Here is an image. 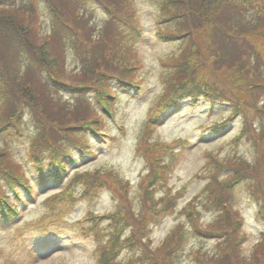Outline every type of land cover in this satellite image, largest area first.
<instances>
[{
    "label": "trees",
    "instance_id": "trees-1",
    "mask_svg": "<svg viewBox=\"0 0 264 264\" xmlns=\"http://www.w3.org/2000/svg\"><path fill=\"white\" fill-rule=\"evenodd\" d=\"M0 1V222L9 225L19 217L23 198L34 193L26 169L8 147L21 135L23 115H29L37 127L27 149L38 190L51 181L59 184L71 164L93 154L85 135L104 130L106 115L113 112L115 88L110 84L137 94L141 59L134 43L143 27L134 0H93L106 13L100 23L84 5L87 0H41L52 21L49 32L39 28V0ZM158 3L156 38L184 45L160 60L168 69L162 77L165 88L147 114L136 143L148 165L138 184L137 208L128 195L129 182L113 169L100 167L76 170L71 182L43 202L49 211L61 213L74 200L76 185L83 188L80 196L106 188L117 199L116 209L89 212L84 217L88 222L80 221L97 231L101 241L97 264H119L122 250L135 248L140 249L139 256L126 264H175L173 256L185 240L183 226L176 224L155 246L147 232L148 223L170 214L182 196L180 190L166 189L156 197L170 169V161L163 159L168 156L173 162L177 153L169 151L167 144L150 141L149 134L170 108L183 102L195 105L206 98L215 105L224 101L230 107L227 114L201 129L207 137L223 133L239 117L240 128L231 142L247 143L252 158L209 153L206 166L210 167L196 174L206 179L203 192L188 200L180 213L195 235L216 242L212 252L194 250L196 264H264V230L245 251L244 217L233 195L236 185L246 186L264 225V0ZM69 49L76 59L73 69L67 66ZM61 88L73 98L63 99ZM220 170H225L224 176ZM198 207L215 211L213 220L203 223ZM48 219L49 215L41 216L32 221L33 226L46 229L41 223ZM104 220L108 224L101 227ZM35 238H40V248L46 246L45 236Z\"/></svg>",
    "mask_w": 264,
    "mask_h": 264
},
{
    "label": "rangeland",
    "instance_id": "rangeland-1",
    "mask_svg": "<svg viewBox=\"0 0 264 264\" xmlns=\"http://www.w3.org/2000/svg\"><path fill=\"white\" fill-rule=\"evenodd\" d=\"M159 0H134V8L142 34L134 43L141 59V67L137 71V77L141 79L137 94L128 93L110 84L114 97L113 116L114 121L105 120L104 131L107 138L104 143L96 140V137L85 135L94 151L92 156L81 158L79 162L72 164L59 184L51 181L39 191L33 176V167L28 160V143L37 130L29 115H23L20 137L8 142L12 156L21 162L26 169L27 176L31 178V186L35 191V199L25 206L19 217L12 224L5 225L0 222V264H97L100 239L96 237L97 231L87 229L81 219L89 212L108 213L117 207V199L112 193L104 188L90 191L85 196H80L83 188L76 185L74 200L67 204L63 212L49 211L47 203L43 202L46 196L53 195L71 182L76 170L79 172L90 171L94 168L113 169L125 181L129 182L128 195L132 205L137 208L139 200L138 184L141 176L148 171L145 157L137 152V140L142 135V130L147 119V114L155 105L158 97L164 91L165 83L162 80L168 74V69L160 62L162 58L175 54L184 45L179 40L162 42L155 36L157 26V14ZM38 10L40 13L39 28L42 32H49L52 21L45 4L39 0ZM1 3V1H0ZM84 5L94 16V21L100 23L106 19V13L101 4L93 0H87ZM135 41V40H134ZM76 59L72 50L67 52V66L73 69ZM59 94L63 99H72L71 93L61 88ZM89 94V93H88ZM91 99L92 93L87 95ZM218 101L215 105H209L206 98L201 99L195 105L182 103L177 109H173L160 121L149 134L150 141L164 143L171 146L177 152L176 160L166 156L163 160L170 161V169L166 181L157 188V195H164L166 189L171 193L180 190L182 196L177 200V207L170 214L154 219L148 223L147 235L152 241V246L160 243L176 224H181L185 230V240L181 248L173 256L175 264H196L193 259L194 250L210 251L215 247L212 238H201L195 235L186 217L180 213L181 207L197 195L205 185L206 179L196 174L205 170L208 154L217 157H227L233 153L242 155L247 159L252 158V149L243 140L233 145L232 137L240 128V119L236 117L227 130L217 137L205 139L206 134L202 131V125L209 124L227 114L230 107ZM185 105V106H184ZM112 138H108V137ZM174 141H181V145H174ZM3 142V141H2ZM173 144V145H172ZM72 152V147H69ZM77 156V154L75 153ZM28 164H25L24 162ZM221 176L225 170H220ZM73 175V176H72ZM67 183V184H68ZM158 186V185H157ZM234 203L244 217L243 232L247 240L243 249L247 251L249 246L259 237L264 230L263 222L258 218L257 205L249 195L246 186L239 184L233 190ZM58 205H56L57 207ZM200 220L208 223L213 220L212 209L198 207ZM54 214V215H52ZM49 215V219L41 225L46 229L33 226L32 221L41 219V216ZM56 216V219L55 217ZM26 221H31L26 223ZM88 222V220H86ZM108 223L104 220L101 227ZM89 227V225H88ZM127 234V233H126ZM46 237L47 246L41 247L40 238ZM124 249L117 257L119 264H126L132 257L139 256L140 249Z\"/></svg>",
    "mask_w": 264,
    "mask_h": 264
}]
</instances>
